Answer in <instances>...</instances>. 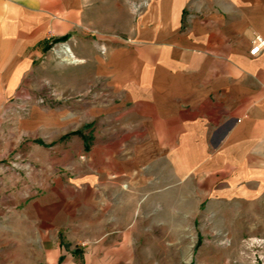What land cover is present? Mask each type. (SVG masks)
Instances as JSON below:
<instances>
[{
    "label": "crops",
    "instance_id": "0c3cea01",
    "mask_svg": "<svg viewBox=\"0 0 264 264\" xmlns=\"http://www.w3.org/2000/svg\"><path fill=\"white\" fill-rule=\"evenodd\" d=\"M256 36L264 38V0H0V117L25 93L34 63L65 39L110 90L98 116L88 110L103 121L106 150L92 163L90 181L105 183L96 197L143 194L123 191L126 181L255 196L264 191Z\"/></svg>",
    "mask_w": 264,
    "mask_h": 264
},
{
    "label": "rangeland",
    "instance_id": "374dc122",
    "mask_svg": "<svg viewBox=\"0 0 264 264\" xmlns=\"http://www.w3.org/2000/svg\"><path fill=\"white\" fill-rule=\"evenodd\" d=\"M65 46L53 41L0 117V264H264V191L204 198L190 196L197 183L126 181L143 194L94 195L110 90L64 61Z\"/></svg>",
    "mask_w": 264,
    "mask_h": 264
},
{
    "label": "built area",
    "instance_id": "2783aa9c",
    "mask_svg": "<svg viewBox=\"0 0 264 264\" xmlns=\"http://www.w3.org/2000/svg\"><path fill=\"white\" fill-rule=\"evenodd\" d=\"M264 50V38L261 36H256L253 41V47L250 51L252 56H257Z\"/></svg>",
    "mask_w": 264,
    "mask_h": 264
},
{
    "label": "bare ground",
    "instance_id": "6f19581e",
    "mask_svg": "<svg viewBox=\"0 0 264 264\" xmlns=\"http://www.w3.org/2000/svg\"><path fill=\"white\" fill-rule=\"evenodd\" d=\"M61 53L64 54V58H63L64 61H66V62H68V63H70V64H76V63H80V62H82L80 59H77V58L73 55V53H72L71 49L69 48V46H65V47L62 49Z\"/></svg>",
    "mask_w": 264,
    "mask_h": 264
}]
</instances>
